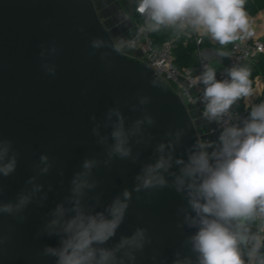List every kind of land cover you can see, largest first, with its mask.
<instances>
[{"label": "clouds", "instance_id": "obj_1", "mask_svg": "<svg viewBox=\"0 0 264 264\" xmlns=\"http://www.w3.org/2000/svg\"><path fill=\"white\" fill-rule=\"evenodd\" d=\"M245 4L246 0H136L135 11L143 19L138 34L162 29L177 36L195 33L226 47L253 35ZM130 46L124 39L109 43L94 36L88 41V55L98 54L102 67L111 71V53L119 55ZM39 48L42 71L55 77L61 46L52 42ZM226 76L218 80L216 68L205 62L189 81V89L201 88L202 118L219 126L216 139L195 138L187 144L189 129L179 122L154 133L158 119L151 110L153 97L137 90L129 100L116 98L101 117L90 115V134L100 151L85 155L67 183V164L60 156L35 153L30 145L21 148L13 138L0 135V261L16 258L18 230L28 222L31 209L39 208L46 211L33 239L54 243L28 250L23 254L26 264H264V102L251 103L255 93L248 66L233 65ZM148 85L160 87L156 79ZM241 99L250 111L234 120L232 109ZM27 153L32 158L25 161ZM22 162L30 174L9 197L6 181ZM117 162L138 170L130 187L105 201L98 173L111 172ZM57 185L63 195L48 207ZM165 191L180 200L174 225L180 239L170 255L164 237L133 208L134 203L152 205ZM130 211L138 223L122 232Z\"/></svg>", "mask_w": 264, "mask_h": 264}, {"label": "water", "instance_id": "obj_2", "mask_svg": "<svg viewBox=\"0 0 264 264\" xmlns=\"http://www.w3.org/2000/svg\"><path fill=\"white\" fill-rule=\"evenodd\" d=\"M81 27L85 29L83 33L79 31ZM94 36L115 42L100 18L95 0H0V135L13 138L21 148L30 145L35 153L47 151L60 156L67 164V183L85 155L100 151L90 134V115L101 117L116 98L129 100L134 92L142 90L153 97L151 110L158 119L154 133L179 122L189 129L187 144L204 138L190 105L148 64L121 51L119 55L111 53L115 67L106 71L98 54L89 57L88 41ZM52 42L62 48L54 61L55 77L44 74L38 55L41 43ZM152 79L159 82V88L149 87L148 81ZM126 114L136 115L127 110ZM31 158V153L25 155V161ZM137 170L127 162H117L111 172L101 170L98 175L104 181L105 201L124 186L130 187ZM29 174L26 162H22L17 174L6 181L7 196H13ZM49 180L55 184L54 177ZM62 195L57 185L50 194L48 207ZM179 202L175 193L165 191L150 206L133 205L144 213V223L157 236L164 237L165 252L169 255L180 239L174 230ZM44 211L31 209L28 222L18 230L13 254L16 258L0 264H26L24 253L42 243H54L33 239ZM137 223L134 211H130L121 231H130Z\"/></svg>", "mask_w": 264, "mask_h": 264}, {"label": "built area", "instance_id": "obj_3", "mask_svg": "<svg viewBox=\"0 0 264 264\" xmlns=\"http://www.w3.org/2000/svg\"><path fill=\"white\" fill-rule=\"evenodd\" d=\"M135 16H139L134 10ZM143 25V19L140 17V21H137V30ZM253 31V35L245 41H237L235 44H231L228 58L224 65L217 71V79H225L226 69L233 65H240L242 62L253 59L256 55L264 52V42L261 41L257 33ZM154 32H146L144 34H137L136 37L127 39L126 41L131 45L128 47L132 52L130 57L135 60L145 62L148 64L160 77V79L166 83L175 93H177L186 104H191L199 99L201 88H190L189 81L202 71V65L205 62H201L199 70L195 71L193 67L179 68L173 57V51L177 47L180 40H184V44L187 42L194 43L197 47V55H200L201 46L205 42L204 37H199L195 33L182 34L174 36L164 41L159 47L155 46L152 34ZM215 45L218 43L214 42ZM202 87V86H201ZM190 93L191 99L188 98ZM264 102V98L262 99ZM234 120L244 117V114L237 110H232ZM218 129L219 126L217 125ZM257 230L259 227V221H257ZM256 230V231H257ZM264 248L261 249L263 252Z\"/></svg>", "mask_w": 264, "mask_h": 264}, {"label": "crops", "instance_id": "obj_4", "mask_svg": "<svg viewBox=\"0 0 264 264\" xmlns=\"http://www.w3.org/2000/svg\"><path fill=\"white\" fill-rule=\"evenodd\" d=\"M95 4L101 20L115 41L118 39H124L126 41L127 39L137 36V20L135 19L134 13L136 0H95ZM249 18L252 22V30H254L259 39L264 42V10H261L255 16H249ZM204 38L206 46L201 48L200 55L195 57L196 65L193 69L198 71L199 65L203 61L210 63L216 68V71H218L226 62L228 55L226 58L221 56L219 53L222 50L216 48L214 41L208 37ZM123 51L126 54L131 53L128 48ZM253 90L255 94L251 98V103H261L264 98V80L261 76L255 78V86L253 87ZM241 102L243 109L240 112L244 114V117H247L250 107L243 99L238 101L237 104L233 106L232 110H237V107ZM190 106L191 114L196 122L198 130L203 133L204 139H216L220 129H218L216 124H209L202 118L203 105L199 103V99L191 103ZM257 225V222L253 225L254 231L257 230Z\"/></svg>", "mask_w": 264, "mask_h": 264}, {"label": "trees", "instance_id": "obj_5", "mask_svg": "<svg viewBox=\"0 0 264 264\" xmlns=\"http://www.w3.org/2000/svg\"><path fill=\"white\" fill-rule=\"evenodd\" d=\"M245 10L249 16H255L261 10H264V0H246ZM137 21H140V17L135 16ZM176 36L171 30L162 29L159 32H154L152 37L156 47H159L167 39ZM206 46V42H203L201 48ZM231 44L226 47L216 45V48L221 49L223 52H230ZM197 47L194 43L187 42L184 44V40H180L177 47L173 51V57L175 64L179 67H194L196 65ZM226 58L227 56H223ZM240 65H246L251 69L250 80L252 81V88L255 86V78L261 76L264 80V52L256 55L254 59L242 62ZM242 102L238 105L237 111H242ZM264 252V250H263Z\"/></svg>", "mask_w": 264, "mask_h": 264}, {"label": "rangeland", "instance_id": "obj_6", "mask_svg": "<svg viewBox=\"0 0 264 264\" xmlns=\"http://www.w3.org/2000/svg\"><path fill=\"white\" fill-rule=\"evenodd\" d=\"M130 52H131V51H130ZM124 53H125V52H124ZM128 55H129V56H130V55H132V52H131V53H129ZM187 105H189V104H187ZM190 108H191V106H190Z\"/></svg>", "mask_w": 264, "mask_h": 264}]
</instances>
